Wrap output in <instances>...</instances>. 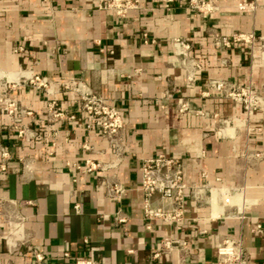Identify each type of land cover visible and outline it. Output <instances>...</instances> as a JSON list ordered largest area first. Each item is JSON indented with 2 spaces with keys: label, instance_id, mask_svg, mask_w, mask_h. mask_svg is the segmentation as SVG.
I'll use <instances>...</instances> for the list:
<instances>
[{
  "label": "crops",
  "instance_id": "0c3cea01",
  "mask_svg": "<svg viewBox=\"0 0 264 264\" xmlns=\"http://www.w3.org/2000/svg\"><path fill=\"white\" fill-rule=\"evenodd\" d=\"M209 1L214 8L205 12L190 0H140L119 16L99 0H0V70L6 72L0 89L7 86L31 110L24 121L38 131L22 143L0 114V143L9 151L0 195L9 214L25 216L26 238L9 250L0 237V264H74L83 257L107 264H216V242L224 235L241 239L247 264H264V194H257L264 185V103L247 113L211 85H250L264 100V0H246L253 9H240L241 0ZM237 32L255 39L219 42ZM175 38L190 43L200 68L182 63ZM33 73L56 81L81 77L117 107L124 128L116 167H78L86 158L111 161V148L97 128L86 126L73 92L60 86L49 92L29 80ZM51 100L74 117L49 118ZM182 102L187 109H179ZM157 152L181 159L187 184L207 179L243 188L251 200L238 209L220 196L209 204L206 193L195 200L186 191L180 224L145 217L140 165ZM109 180L125 186L121 198L108 196ZM149 201L172 207L158 193ZM117 210L124 221L116 219ZM7 226L0 215V234ZM163 236L185 240L183 255L152 256ZM31 245L42 260L35 261Z\"/></svg>",
  "mask_w": 264,
  "mask_h": 264
},
{
  "label": "built area",
  "instance_id": "2783aa9c",
  "mask_svg": "<svg viewBox=\"0 0 264 264\" xmlns=\"http://www.w3.org/2000/svg\"><path fill=\"white\" fill-rule=\"evenodd\" d=\"M100 5L104 8L113 10L119 16H125L132 8L139 5L140 0H99ZM190 5L202 11H210L214 5L209 0H190ZM240 9H253L254 3L241 0L238 2ZM255 36L252 32H237L232 36L221 35L219 42L229 46L235 41L253 42ZM174 43L179 45V52L182 55V63L184 65L190 63L194 69L201 67V62L194 56L189 54L190 43L179 38L174 39ZM29 80L37 86L46 88L49 92L54 91L55 86L74 93V100L78 107L86 116V126L88 128H97L100 135L108 142L111 148L112 160L104 162L100 159L86 158L84 164L78 167L84 171L92 172L97 169L104 170L108 167H116L121 160V130L124 128L123 118L117 107L109 102L102 94L95 91L83 78L69 76L61 80H52L46 75L31 74ZM211 85L219 92L225 93V96L233 101L240 102L245 112L250 113L261 107L264 103L262 95L250 85H231L226 86L224 81H213ZM180 102V100H179ZM180 110L187 109L185 103H181ZM31 110L22 106L18 100L13 98L7 91V86L0 89V114H4L8 119L10 126L16 131V135L20 142H30L38 135V131L28 122L24 121L26 115L31 114ZM47 113L49 118L53 120L63 117H74V114H67L58 108L55 101L51 100L47 104ZM55 144V142H53ZM83 147L88 148L89 145L84 142ZM263 154L257 152L256 155ZM9 157L8 149L0 143V170L6 168L7 159ZM141 178L139 187L143 194V212L144 216L152 219H159L163 222L180 224L184 215V200L186 191L190 197L197 200L200 199L202 193H206L209 198V204L216 196H220L223 204H234L238 208H242L245 203V195L243 188L234 186H217L211 184L206 179L201 183L187 184L184 179V171L182 161L179 157L157 152L154 155L146 157L140 165ZM206 176L205 172L202 171ZM125 186L119 180H109L106 182V193L113 199H119L123 196ZM158 193L168 202L172 203V207L164 208L162 206H152L150 197ZM237 198L234 200L233 196ZM5 198L0 195V215L7 223L0 237L4 240L9 250L17 249L26 243L24 235L25 216L19 212L9 214L4 206ZM75 209L79 208V204H74ZM117 210L115 217L119 221H124L125 217L120 216ZM35 261L43 258V253L34 246H29ZM187 249V242L180 238L163 236L157 248L153 251L152 256H158L162 252H170L176 250L181 256L183 251ZM67 255L68 252H65ZM74 264H107L101 263L93 258L83 257L77 258ZM216 264H247V256L244 254L242 241L239 237L232 235H224L216 242Z\"/></svg>",
  "mask_w": 264,
  "mask_h": 264
},
{
  "label": "bare ground",
  "instance_id": "6f19581e",
  "mask_svg": "<svg viewBox=\"0 0 264 264\" xmlns=\"http://www.w3.org/2000/svg\"><path fill=\"white\" fill-rule=\"evenodd\" d=\"M6 72H4V71H2V70H0V75H3V74H5ZM14 76V74L12 75V73H9V77H13ZM20 76V75H19ZM14 81V80H13ZM259 192L257 193V194H264V185H262L261 187H260V189L258 190ZM237 198V196L236 195H234L233 196V199L235 200ZM246 199V201L248 200V198H245ZM249 200H251V199H249ZM248 200V201H249ZM212 202V201H211ZM251 202H253V200L251 201ZM255 202V201H254ZM223 205V204H222ZM249 206V205H248ZM215 207V206H214ZM225 207V206H224ZM239 209V208H238ZM221 210V209H220ZM218 213V212H217Z\"/></svg>",
  "mask_w": 264,
  "mask_h": 264
}]
</instances>
